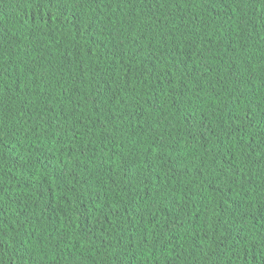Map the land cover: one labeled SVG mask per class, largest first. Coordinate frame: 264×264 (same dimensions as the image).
Wrapping results in <instances>:
<instances>
[{
	"label": "trees",
	"instance_id": "16d2710c",
	"mask_svg": "<svg viewBox=\"0 0 264 264\" xmlns=\"http://www.w3.org/2000/svg\"><path fill=\"white\" fill-rule=\"evenodd\" d=\"M0 264H264V0H0Z\"/></svg>",
	"mask_w": 264,
	"mask_h": 264
}]
</instances>
